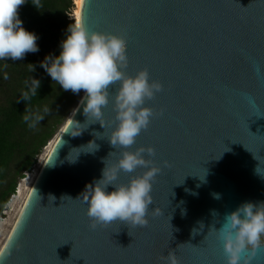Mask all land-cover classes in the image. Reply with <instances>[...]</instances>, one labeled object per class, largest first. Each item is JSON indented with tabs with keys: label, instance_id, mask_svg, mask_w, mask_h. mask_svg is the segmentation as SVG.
Here are the masks:
<instances>
[{
	"label": "water",
	"instance_id": "1",
	"mask_svg": "<svg viewBox=\"0 0 264 264\" xmlns=\"http://www.w3.org/2000/svg\"><path fill=\"white\" fill-rule=\"evenodd\" d=\"M80 19L89 31L126 40V74L147 69L149 80L162 85L145 101L154 113L147 129L127 149L152 147L154 155L144 156L161 169L149 223L133 227L117 220L92 230L87 203L77 199L101 178L104 161L115 165L125 150L107 140L118 123L116 82L103 109L105 129L89 121L94 124L72 137L65 133L71 113L57 133L0 264H162L170 250L180 264H226L214 228L240 204L264 202V0H83ZM82 113L74 119L84 123ZM90 140L98 150L70 162L71 150ZM144 171H121L115 183L126 185ZM153 207L159 215H152ZM203 243L208 249L201 255L194 247ZM249 258L264 264V245L255 255L246 248L241 260Z\"/></svg>",
	"mask_w": 264,
	"mask_h": 264
},
{
	"label": "clouds",
	"instance_id": "2",
	"mask_svg": "<svg viewBox=\"0 0 264 264\" xmlns=\"http://www.w3.org/2000/svg\"><path fill=\"white\" fill-rule=\"evenodd\" d=\"M28 2L29 0H0V61L23 60L26 54L40 50L37 44L39 36L25 29L19 16V8ZM31 3L39 9L40 0H31ZM59 49L58 55L47 54L39 62V67L63 91L70 90L79 95L83 90L84 94L77 107L72 110V120L65 132L72 137L80 136L90 124L97 121L105 129L102 117L103 109L110 101L109 88L119 82V88L112 98L118 123L107 140L113 148L119 146L125 150L120 153L115 165H106L104 161L101 178L87 184L77 197L87 203L89 227L95 230L98 226L112 224L117 220L133 227L146 226L149 223V208L153 205V182L161 169L152 159L144 156V153L149 157L154 155L152 147L141 146L135 151L127 149L136 143L141 131L147 129L154 113L150 107L144 106L145 101L153 99L162 90V85L158 81L149 80L147 69L139 70L134 76L126 74V40L113 33L89 31L80 18L68 25ZM30 65L34 72L35 65ZM2 77L4 80L9 78L7 72H3ZM40 87L41 81L31 76L30 80L25 81L26 90L21 91L20 99L25 102L30 100L38 94ZM81 108L82 114L87 118L84 123L74 119ZM44 111L49 110L45 108ZM42 120V115L25 110L23 121L29 128H35ZM94 135L99 137L96 133ZM98 147L94 140H90L86 145L74 148L80 150L74 159L69 158L74 150L72 149L68 159L75 162L81 152L94 153ZM138 167L145 169L142 175L133 177L126 185L115 183L121 171L131 173ZM256 171L260 173L257 169ZM65 197L72 199L64 196L62 200ZM216 198H219L218 195ZM159 214V210L153 207L152 215ZM213 215L217 213L213 212ZM203 228V223H200L199 230L202 231ZM214 230L217 238L223 241L226 264H250V258L242 262L241 253L246 248H251L252 255H255V250L264 245V202L249 201L240 204L234 211L226 213L222 227ZM192 234H198V230L194 228ZM161 261L162 264H180L175 250L168 251L166 256L161 257Z\"/></svg>",
	"mask_w": 264,
	"mask_h": 264
},
{
	"label": "trees",
	"instance_id": "3",
	"mask_svg": "<svg viewBox=\"0 0 264 264\" xmlns=\"http://www.w3.org/2000/svg\"><path fill=\"white\" fill-rule=\"evenodd\" d=\"M73 8L72 0H40L39 9L31 0L22 5L20 19L25 29L39 36L40 50L26 54L23 60L0 61V214L9 197L15 194L18 181L33 169L38 156L65 124L83 94L63 91L39 67L47 54H59L60 42L74 21L70 17ZM30 64L35 65L34 72ZM3 72H7V80L3 79ZM31 76L41 81V87L36 96L25 102L20 93L26 90L25 81ZM45 108L49 111L45 112ZM26 109L43 116L35 128H29L23 121Z\"/></svg>",
	"mask_w": 264,
	"mask_h": 264
},
{
	"label": "rangeland",
	"instance_id": "4",
	"mask_svg": "<svg viewBox=\"0 0 264 264\" xmlns=\"http://www.w3.org/2000/svg\"><path fill=\"white\" fill-rule=\"evenodd\" d=\"M74 1L75 0H72V2L74 4V8H73L72 13L70 14V17L73 19H74V14L76 12V6H75ZM82 92H83V90H81V93ZM44 158H45V148L43 149L42 153L38 156V159H37L36 164L34 165L33 169L30 172L24 173V178L20 179L17 183L16 190H17V187L19 185H23V187H25L22 196L19 199H17V198H14L15 194L11 195L9 197L7 203L3 207V210L0 214V250L3 247L5 241L7 240L15 221L17 220L16 217H18L17 216L18 212H19V210H20V208L24 202V199L27 195V192L29 190V185L31 182L30 181L26 182V180L29 178L28 174L30 173L31 175H35L39 171V168H40L39 165L44 160ZM15 193H16V191H15Z\"/></svg>",
	"mask_w": 264,
	"mask_h": 264
},
{
	"label": "bare ground",
	"instance_id": "5",
	"mask_svg": "<svg viewBox=\"0 0 264 264\" xmlns=\"http://www.w3.org/2000/svg\"><path fill=\"white\" fill-rule=\"evenodd\" d=\"M82 2H83V0H75V1H74L75 6H76V12H75V14H74V20H75L76 18H80V12H81ZM78 14H79V15H78ZM67 120H68V119H67ZM67 120H66V121H67ZM65 123H66V122H65ZM64 125H65V124H64ZM64 125L62 126V128L64 127ZM58 135H59V134H57V135H56V136H55L50 142H48L47 146H45V158H44V160L42 159L43 161H42V162L40 163V165H39V166H40L39 171H38L35 175H31L30 173L28 174L29 178L26 180V182H29V181H30L31 183H30V185H29V190H28V192H27V195H26V197H25V199H24V202H23V204H22V206H21V208H20V210H19L17 216L20 215V213H21V211H22V208H23V205H24V203H25V200L27 199V196H28V194H29L31 188H32L34 182L36 181V179H37V177H38V174H39V172H40V170H41V168H42V166H43V164H44L46 158L48 157L49 153L51 152V150H52V148H53V146H54V144H55V142H56V140H57ZM32 177H33V178H32ZM31 178H32V179H31ZM24 189H25V187H23V185H19V186L17 187V191H16V193H15L14 198L19 199V198L22 196ZM16 218H18V217H16ZM15 223H16V221H15ZM15 223H14V225H15ZM14 225H13V227H14ZM13 227H12V229H13ZM11 231H12V230H11ZM7 239H8V238H7ZM6 241H7V240H6ZM6 241H5V242H6ZM4 245H5V243H4ZM4 245H3V247H4ZM3 247H2V248H3ZM2 248H1L0 252L2 251Z\"/></svg>",
	"mask_w": 264,
	"mask_h": 264
},
{
	"label": "snow or ice",
	"instance_id": "6",
	"mask_svg": "<svg viewBox=\"0 0 264 264\" xmlns=\"http://www.w3.org/2000/svg\"><path fill=\"white\" fill-rule=\"evenodd\" d=\"M79 15V14H78ZM207 249H208V246L206 245V244H201L200 246H195L194 247V250L198 253V254H201L202 255V253H204L205 251H207ZM177 256V255H176ZM178 258V257H177ZM209 258H211L210 257V255H209Z\"/></svg>",
	"mask_w": 264,
	"mask_h": 264
}]
</instances>
